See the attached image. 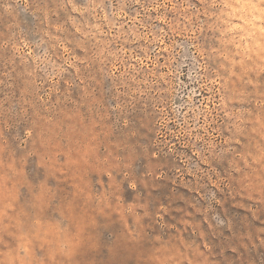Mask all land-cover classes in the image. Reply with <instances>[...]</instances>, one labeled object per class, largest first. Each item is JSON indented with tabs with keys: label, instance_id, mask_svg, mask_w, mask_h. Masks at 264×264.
<instances>
[{
	"label": "rangeland",
	"instance_id": "rangeland-1",
	"mask_svg": "<svg viewBox=\"0 0 264 264\" xmlns=\"http://www.w3.org/2000/svg\"><path fill=\"white\" fill-rule=\"evenodd\" d=\"M0 264H264V0H0Z\"/></svg>",
	"mask_w": 264,
	"mask_h": 264
}]
</instances>
